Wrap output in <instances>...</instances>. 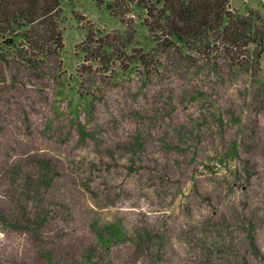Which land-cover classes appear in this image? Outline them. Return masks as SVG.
Instances as JSON below:
<instances>
[{
    "label": "rangeland",
    "instance_id": "obj_1",
    "mask_svg": "<svg viewBox=\"0 0 264 264\" xmlns=\"http://www.w3.org/2000/svg\"><path fill=\"white\" fill-rule=\"evenodd\" d=\"M109 1L61 2L59 58L0 60V264H264V57L158 53L130 7L147 65L109 75L75 54L89 25L125 31Z\"/></svg>",
    "mask_w": 264,
    "mask_h": 264
},
{
    "label": "trees",
    "instance_id": "obj_2",
    "mask_svg": "<svg viewBox=\"0 0 264 264\" xmlns=\"http://www.w3.org/2000/svg\"><path fill=\"white\" fill-rule=\"evenodd\" d=\"M62 1L0 0V60L5 61L10 52L14 63L34 69L59 58ZM114 2L109 1L107 10L125 31L104 33L89 25L83 42L75 47V54L76 49L89 53L91 61L109 75L126 72L132 65H147L150 54L132 47L135 31L126 21L130 7L144 12L141 25L158 53L184 50L214 71L222 66L256 69L264 57V20L252 9L237 13L229 0H120L119 12ZM111 60L112 64H102Z\"/></svg>",
    "mask_w": 264,
    "mask_h": 264
}]
</instances>
